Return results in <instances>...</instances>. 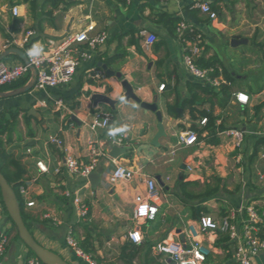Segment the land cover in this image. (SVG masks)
I'll list each match as a JSON object with an SVG mask.
<instances>
[{
    "label": "crops",
    "instance_id": "0c3cea01",
    "mask_svg": "<svg viewBox=\"0 0 264 264\" xmlns=\"http://www.w3.org/2000/svg\"><path fill=\"white\" fill-rule=\"evenodd\" d=\"M52 1L58 2L56 8H53L47 0H34L37 8L31 11L28 3L23 4L22 0H0V54L9 49H18L22 52L26 48L45 49L48 40H59L65 35L80 32L89 24L93 27L92 34L106 32L108 40L93 52L90 60L80 64L72 82L66 88L50 91L55 99L61 101L58 109L53 102L49 103L48 109L36 107L35 96L31 90L14 97H0V117H4L8 122H12V117H16V133L12 136V144L6 147V151L21 159L26 170L24 181L35 179L31 182L28 195V199L35 203L34 207L24 208L31 218L28 224L32 236L40 245L58 254L70 264L86 263L75 257L65 246L64 235L68 228L73 229L76 242L81 243L85 237L89 238L87 243L89 254L98 260L96 261L98 264H165L166 257L157 254L154 248L163 241L175 238L176 230L181 231L185 238L184 242H187L186 228L190 222L196 220L190 218L188 211L177 199V181L183 176H187L189 181H195L196 176L191 173L192 166L195 162L199 164L207 153L218 154L221 159L219 163L222 165H226L227 162L223 155H229L236 161L237 153L233 154L231 142L220 135H218L220 145L216 147L200 141L191 147H175L179 133L192 131L193 125L198 129L203 127L199 125L200 118L196 120L191 118V107L187 104L181 107V104L182 101L190 98L187 83L202 85L205 83L196 81L189 75L183 63V47L176 33H170L162 24H157V15L165 13L192 24L202 33L205 45L208 47L216 38L213 34L215 32H212L214 30L230 45L233 38L246 39L242 34L245 30L242 26L248 23L250 16H259L261 12L258 6L263 3V0H206L218 1V5L222 8L221 18L210 21L208 24L197 20L205 19L204 15L197 14L196 19L185 10L184 3L179 6L174 3L161 4L157 0H126L125 4H121L119 0ZM67 3L72 5L66 8ZM245 4H248L252 14L242 13ZM12 7L18 8L17 17L11 15ZM231 18L233 21L230 23ZM256 26V24L249 25L252 28ZM142 31L154 34L157 41L146 47L144 38L140 36ZM28 32L32 33L28 43L21 47L19 44ZM246 40V44H251L249 39ZM246 44L236 47L230 45V47L237 50L239 46H246ZM118 49L120 52H125L127 56L123 61L116 60L106 65L107 59L120 55ZM239 51L241 53V50ZM202 56L204 60H207L216 55L209 47L208 52ZM8 61L22 62L15 54H9L2 62ZM219 61L235 77V73L231 70L232 66L228 67L223 60ZM103 65L108 70L119 73L121 78L106 75L102 69ZM95 73L100 74L98 79L92 78ZM217 78L224 80L221 75ZM123 80L131 86L141 103L156 104L157 111L161 113L163 135L156 141L154 139L159 131L155 114L143 110L139 103L133 100L125 101L124 90L121 87ZM160 85L165 86L163 91L158 90ZM234 85L233 81L227 86L230 88L231 99L224 109L216 104L212 106L213 115L219 116L220 119L216 125L220 121L226 125L230 108L238 109L237 121L246 120L245 116L241 118L240 111L246 113L250 107V97L262 91L255 94L256 91L251 88L238 90ZM211 88L214 89V93H219L220 87ZM12 90L0 92L8 93ZM234 93L248 95V104L243 106L236 103ZM94 94L105 95L114 101V109L105 104L94 106L91 100ZM199 95L203 104L196 102L195 110L209 111L212 102H208V95L201 93ZM176 101L179 107L176 108L177 117L173 118L166 113V105ZM30 110H35L41 120L28 116L27 113ZM97 110L111 114V123L107 130L97 129L93 132L89 129ZM252 112L254 114L253 107ZM71 116L77 119L81 124L80 127L70 121ZM26 118L29 119L28 125L35 134L34 138L27 136ZM42 121L44 125L41 124ZM49 126L52 129L56 128L49 131ZM239 129L245 130L246 134L247 131L249 132L243 124ZM114 132H121L126 136V145L122 147L129 148L115 160L118 165L132 171L133 178L131 181L111 183L109 175L113 167L107 158H100L96 169L101 170L100 184L96 188L90 186L89 189L80 191L87 204L88 212L87 218L79 222L73 206L63 193L65 191L74 193L80 188L78 185L82 180L71 178L66 174L62 168L63 157L69 154L83 162H88L90 144L93 142L95 147L105 150L109 156L112 146H108L106 140ZM53 136L63 141L59 149L48 144L49 138ZM172 139H176L175 144L170 141ZM222 139L226 143L222 142ZM173 148L176 151L172 156L170 151ZM192 148L194 151L180 158L179 150L187 151ZM128 153L130 158H124V155ZM37 161H42L46 165L47 173H38ZM149 165H154L152 171L148 169ZM182 166L185 169H181ZM186 167L191 168V171H188ZM220 170L223 173L218 174L226 184L224 169L220 168ZM168 172L175 174V178L171 179ZM146 178H153L155 181L159 178L163 183V187H159L156 181L158 189L153 204L158 212L152 221L146 222L139 228L142 236L141 243L132 244L126 240V235L137 228L135 198L138 195H145L144 180ZM258 196L260 198L264 196V189L248 192V201L251 200L252 204H257L258 200L255 202L254 199ZM262 206L264 204L260 205ZM10 228L9 221L1 211L0 234L4 233L8 238L1 262L25 264V260L30 258L27 249L19 241L14 240L15 233L9 232ZM261 230L260 232H263ZM262 234L264 235V232ZM196 239L209 251L202 264H235L232 257L227 259L228 252L213 246L216 237L199 234ZM252 264H264V250L257 254Z\"/></svg>",
    "mask_w": 264,
    "mask_h": 264
},
{
    "label": "built area",
    "instance_id": "2783aa9c",
    "mask_svg": "<svg viewBox=\"0 0 264 264\" xmlns=\"http://www.w3.org/2000/svg\"><path fill=\"white\" fill-rule=\"evenodd\" d=\"M161 4L174 3L176 5L185 4L184 9L187 11L198 10L200 14L207 17L210 21L217 20L215 12L210 10L208 1L201 2V0H157ZM11 15L17 17L18 8L12 7ZM93 27L88 25L80 32L68 34L59 40H48L45 49L26 48L23 53L26 57V64L23 62H0V89L4 86L11 85L25 76H31V71H35L34 82L31 92L34 93V104L38 108L48 109L49 103L53 102L58 106L61 101L55 99L50 91L66 88L73 80L77 68L84 61L92 58L93 52L108 40L106 32H99L92 34ZM175 33L180 44L183 47V63L189 75L196 81L208 84L213 88H219L222 85L228 86L229 82L221 78L212 77V69H201L195 63L196 59L201 56L205 48V40L202 33L187 21L181 20ZM31 32L26 33L24 39L20 42V46L24 47L28 43V38ZM140 36L144 38L146 47L153 45L157 38L152 33L146 31L140 32ZM99 73H95L92 78L98 79ZM164 85L158 87L159 91H163ZM233 97L236 103L240 105H247L249 97L243 93H234ZM56 109V110H57ZM206 119L200 120L199 125L205 126ZM111 123V114L108 112L97 110L89 125V129L95 132L97 129L107 130ZM245 130L239 128H228L218 135L228 139L232 144L233 151L239 150L244 142ZM108 146L122 147L125 146L126 136L121 132L111 133L107 137ZM97 143V141H95ZM199 143L197 136L193 131L181 132L177 136L176 146L178 148L191 147ZM48 144L57 147L62 146L63 141L59 137H50ZM90 160L83 162L80 159L65 154L63 157L62 168L71 178L81 179L80 188L74 193L65 191L64 197L68 199L73 206L79 222L87 218L88 207L85 203L83 195L80 191L89 189L90 184L88 176L97 169V164L100 158H107L113 167L109 181H131L133 173L128 168L118 165L115 159L110 158L105 150L95 147V143L90 144ZM105 145V142H104ZM174 147V148H175ZM170 151V155L175 154V149ZM239 153L236 155V162H241ZM36 169L39 174L48 172L46 165L42 161L36 162ZM188 171L191 168L186 167ZM262 178V177H261ZM24 181L19 186L18 193L22 199L25 209L33 208L34 202L28 199L31 182ZM145 195H138L135 198L136 203V229L131 230L126 235V240L132 244H140L142 241L141 232L139 230L146 222L152 221L158 212L157 207L153 204L157 196V184L155 179L146 178ZM2 211V204L0 202V212ZM48 217V216H45ZM264 225V206L259 207L255 204L241 206L238 209L228 208L225 216H210L201 215L194 222L188 224L185 234L187 242H180L178 235L175 238L163 241L158 244L154 250L157 254L166 257L165 264H202L209 253L208 249L198 241L196 237L199 234H209L213 237L225 235L232 246L233 256L232 260L235 264H252L253 259L257 254L264 250V239L260 237V230ZM8 238L4 233L0 234V261L5 252ZM65 246L78 259L84 261L86 264H98L92 260L89 255L85 254L74 239L71 228H68L64 235ZM25 264H39L37 259L28 258Z\"/></svg>",
    "mask_w": 264,
    "mask_h": 264
},
{
    "label": "trees",
    "instance_id": "16d2710c",
    "mask_svg": "<svg viewBox=\"0 0 264 264\" xmlns=\"http://www.w3.org/2000/svg\"><path fill=\"white\" fill-rule=\"evenodd\" d=\"M204 1L205 0H201V2H204ZM47 2L51 3L53 8H56L58 6V2L56 1L47 0ZM119 2L121 4H125L126 0H119ZM22 3L23 4L28 3L29 9L31 11L37 8V5L34 2V0H22ZM17 4L19 5V3ZM71 5H72L71 3H67L66 8H69ZM208 5L210 7V10L216 13L217 18H221L222 8L218 5V1L209 2ZM188 12L191 13L194 17H196V19H197V14H200L198 10H191ZM197 20L204 24L210 23V20L207 17L205 19H197ZM180 21L181 19L179 18H175V17H172L171 15L162 13V14L157 15L156 22L157 24H162L163 27L168 32L174 34L175 29ZM255 41H256L255 37L250 40L252 44H255ZM208 50H209V47L205 45V48L202 54L204 55L205 53L208 52ZM118 52L120 53V55L117 54L114 57L107 59L105 61V64L110 65L113 61H116V60L123 61L125 56H127L126 53L120 52L119 49H118ZM195 63L201 69L211 68L213 70L211 73L212 77H217L221 75L223 79L229 83H233L235 79V77L231 74V72H229L226 68L223 67V65L220 63V61L217 59L216 56H212L207 60H204L202 56L201 58L196 59ZM28 79H29V76H25L23 79L11 85L2 87L0 91H8V90L23 87L27 83ZM261 90L262 89L259 88L255 94H258ZM187 91L190 94V98L186 101H182L181 107L184 106L185 104L191 107L190 116L193 120H196L197 118H200V119L205 118L207 121L204 127L198 129L196 128L195 125H193L191 127V130L196 134L198 141L204 142L207 145H211L215 147L219 146L220 140L218 138V134L227 130L228 127L221 121L218 125H216L217 121L220 119H219V116L213 115L212 106L213 104H216L218 107L224 109L231 99L230 88L222 85L219 89V93H214V89H212L210 86L208 87L207 84L202 85V84L187 83ZM199 93L208 95V98H209L208 102H212L211 109L209 111L207 110L196 111L195 110L194 106L196 105V102H199V104H203V100L201 99ZM177 107H179L178 101L172 104H167L166 113L170 117L176 118L177 117V114H176ZM262 107H263V104H259L253 107L255 117L258 115ZM15 120H16L15 116L12 117V122H8L2 116L0 117V172L7 180L8 184L12 187L16 195V198L18 200V203H19L20 213H21L23 222L26 228L28 229V231L31 233V230H30L31 228H30V225L28 224V221L29 219L31 220V218L24 211L22 199L20 198L19 193H18L19 186H21L25 180L26 170L20 158H16L12 153H9L6 151V147L12 144V141H13L12 136L16 133ZM25 121H26L25 126L27 128V136L29 138H34L35 134L29 128V125H28L29 119L26 118ZM262 146H264V138L259 137L254 142L253 147H252L253 148L252 154L247 160L249 165L252 164L253 160L256 158L260 150V147ZM235 153H238V151L235 150L233 154ZM124 158H130V153L126 154ZM241 165H242V162H241ZM176 184H177L176 186L178 189V195H176L177 199L179 203L184 207V209L188 211L191 219H197L201 215H208L210 213V209L208 207H205L203 205L202 206L200 205L199 207V204L206 203L207 201L211 199H216L219 201V199H217L216 197L220 193H227L225 180L215 175L205 179V181L202 184H200L198 181H189L187 176H183L180 180L177 181ZM0 202L2 204L1 197H0ZM2 209H3L4 215L6 216V219L9 221L11 225L9 232H14L15 233L14 240H17L21 243L18 236L16 235L14 225L11 222L10 218L8 217L3 207V204H2ZM218 211H219L218 216L223 217L227 213V207L220 206L218 208ZM262 230L264 232V225H263ZM72 232L74 233L73 229H72ZM263 232H260V237L262 239H264V235L262 234ZM88 240L89 238L85 237V239L81 243L77 242V244H78V247L85 254L90 256L88 248H87ZM213 246L215 248H220L228 252L227 259L233 256L232 246L229 243L227 236L219 235L216 238ZM27 252L30 258L36 259L34 254L31 251L27 249ZM90 258L94 261H98L93 256H90ZM39 264L41 263L39 262Z\"/></svg>",
    "mask_w": 264,
    "mask_h": 264
},
{
    "label": "rangeland",
    "instance_id": "374dc122",
    "mask_svg": "<svg viewBox=\"0 0 264 264\" xmlns=\"http://www.w3.org/2000/svg\"><path fill=\"white\" fill-rule=\"evenodd\" d=\"M258 9H260L259 11L261 12L259 16H250L248 23L242 26L245 29L242 32V34L245 36L244 38L249 39L250 42V40L255 37V44L249 43L246 44V46H239V49L237 50H233L231 49L227 41L223 40V36H220L215 30L212 31L215 32L213 34H215L216 38L214 39V43L209 45L210 50H212V52L216 55L219 60H223L228 67L232 66L231 70L235 73L236 78L234 80L235 88L238 90H246L248 88H251L253 91H257L259 88L262 89L261 93L250 97V107H247L248 109L246 110V113L245 111H240L241 118H244L245 116L246 120H244L243 122H239L242 119L237 121V108H230L227 113V127L240 128L243 124V126H246L249 130V132L247 131V134L244 135V142L238 150V153L242 158V165L241 162L237 163L232 159L231 156L226 154L223 155L225 156L227 161L226 165H222L221 163H219L221 159L219 158L218 154L207 153L206 156H204L202 160H200L199 164L195 162L192 166L193 172L191 173L196 176L194 177V179L200 184H202L205 179L213 175L219 176L218 173H223L220 168L224 169V173L226 174L225 179L227 193H220L216 197L217 199H219V201L216 199H211L206 203L199 204V207L200 205L208 207L211 212L209 214L213 217L218 216V208L220 206H225L227 207V209L230 207L233 209H238L241 206L250 205L252 201H248V192L252 193L253 191H259L264 189V157H262L264 156V147H260V150L256 158L253 160L252 164L249 165L247 161L250 155L252 154V147L256 139L264 136V0L263 3L258 6ZM242 13L245 15L252 14L248 7V4H245L243 6ZM232 21L233 19L230 20V23ZM253 24H256L257 26L254 28L249 27V25L252 26ZM239 50H241V53H239ZM259 104H263V107L258 113V115L255 117L253 116L254 114L252 112V107L257 106ZM49 123L51 122L49 121ZM115 123H117L116 120ZM55 128L56 127H54V129ZM54 129L49 126V131H53ZM170 141L175 144L176 139H172ZM222 142L226 143V141L223 139ZM193 149L194 148L187 149V151L184 149H178L179 151H181L180 158H182V156L187 155V153L190 154L192 151H194ZM178 155H180V153H178ZM177 167L178 166H176V168ZM153 168L154 165H149L148 169L152 171ZM165 171L167 170L165 169ZM168 174L170 175L171 179L175 178V174H170L169 172ZM254 200H256L255 202H257V200L258 202H260H257V204L255 203L259 207L260 205L264 204V196L262 198L258 196ZM0 264L8 263H2L0 261Z\"/></svg>",
    "mask_w": 264,
    "mask_h": 264
},
{
    "label": "water",
    "instance_id": "95a60500",
    "mask_svg": "<svg viewBox=\"0 0 264 264\" xmlns=\"http://www.w3.org/2000/svg\"><path fill=\"white\" fill-rule=\"evenodd\" d=\"M246 39H238L233 38L230 41V45L232 47H236L241 44H246ZM9 54H15L23 63L26 64V57L25 54L18 50V49H9L4 51L0 54V62L4 60L5 57H7ZM102 69L105 71L106 75L108 76H115L117 79L121 78V75L119 73H115L113 71H110L107 69L105 65L102 66ZM35 77V71H31V76L29 78L28 83H26L25 86L14 89L8 93H1L0 97H14L21 94H25L29 92L32 89V85L34 82ZM121 87L124 90V99L125 101L133 100L136 103H139L140 108H142L145 111H150L155 114L156 119L158 121V134L154 141H156L157 138L163 135V130L161 126V113L157 111L156 104H147L144 102H140L139 99L135 96L133 93V90L131 86L126 81H121ZM216 92V90H215ZM91 100L96 106L97 104H105L109 106L112 110L114 109L115 102L110 100L105 95L100 94H94L91 96ZM28 116H32L33 118L37 119L38 121L41 120L40 115L35 110H30L28 113ZM70 121L75 123L78 127H80V123L77 121V119L74 116L70 117ZM42 125H44V122H41ZM129 148L126 147H115L113 146L109 152V157L112 159H118L120 156H122L125 152H127ZM181 169H185L184 166L181 167ZM100 176H101V170H95L88 176V181L91 186V188H96L100 184ZM156 181L159 185V187H163V183L159 180V178H156ZM0 197L3 204V207L10 218L11 222L14 225L16 235L18 236L21 243L29 250L31 251L35 258L41 263V264H70L66 260H64L61 256L54 253L53 251L45 248L44 246L40 245L32 236V234L28 231L26 228L23 219L21 217L19 203L16 198V195L12 189V187L8 184L5 177L0 172ZM180 242L184 243L185 238L184 235L181 233L180 230H176L175 232Z\"/></svg>",
    "mask_w": 264,
    "mask_h": 264
}]
</instances>
